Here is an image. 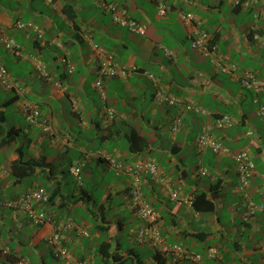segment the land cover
Listing matches in <instances>:
<instances>
[{"label":"crops","instance_id":"crops-1","mask_svg":"<svg viewBox=\"0 0 264 264\" xmlns=\"http://www.w3.org/2000/svg\"><path fill=\"white\" fill-rule=\"evenodd\" d=\"M157 1L0 0V28L15 38L22 50L17 56L0 40V61L28 100L40 106L41 120L50 119L54 127V133L48 134L31 125L34 135L29 139L27 154L53 162L66 192L77 187L71 173L74 164L83 170L85 195L91 193L94 198L93 192L103 189L98 203L102 208L95 209L97 217L91 212L97 223L89 236L76 230L63 232L75 257L92 264H124L103 256L104 237L94 245L95 236L107 234L111 251L118 247L121 254L139 255L141 260L134 264H155L154 249L147 243L130 241V225L126 227V222L142 224L128 205L130 176L117 173L108 162L109 157L124 164L149 158L155 161L158 175H145L142 190L159 213L158 227L166 243H179L201 253L215 246L218 256L201 264H264V212L257 210L245 219L246 196L240 189L239 164L234 157L241 150L251 154L256 167L249 178L248 192L256 204L263 203L264 120L257 109L264 107V90L256 92L240 82L246 70L254 71L264 81L263 6L261 2L252 7L237 6L232 0H163L169 9L159 16ZM102 2L116 4L125 14L145 23L146 29L136 33L118 25ZM182 12L193 14L199 28L213 34L223 54L221 61L229 68L235 65L236 70L220 69L214 58L193 46L191 29L182 20ZM18 19L32 25L15 29L12 25ZM107 55H112L117 67L127 74L108 76L99 87V66ZM158 90L178 102L156 100ZM5 93L11 95L5 98ZM17 94L0 82V140L8 128L9 107L15 105L19 118L27 123L15 99ZM110 109L114 111L112 118ZM223 114L230 115L231 123L215 127L216 118ZM135 131L147 140V146L139 152L130 149L129 135ZM206 131L217 136L231 153L201 148L198 137ZM15 144L5 148L7 159L0 156L8 170L18 156L19 144ZM99 166L113 174L106 186L99 180ZM202 167L208 170L206 174L201 173ZM67 169L70 182L65 179ZM30 187L11 196L22 195ZM195 192L213 199L219 207L209 209L199 198L196 209L182 199ZM107 203L109 208L118 207L116 216L107 215ZM82 205L78 203L72 210ZM121 209L130 219L124 220ZM69 218L88 227L71 214L60 216L59 221ZM99 224L107 227L95 230ZM49 231V225H34L22 210L0 209V264H20V260L26 264H63L47 244ZM143 251L150 254L145 263ZM178 264L197 263L185 260Z\"/></svg>","mask_w":264,"mask_h":264},{"label":"built area","instance_id":"built-area-1","mask_svg":"<svg viewBox=\"0 0 264 264\" xmlns=\"http://www.w3.org/2000/svg\"><path fill=\"white\" fill-rule=\"evenodd\" d=\"M52 1V0H48ZM235 5L239 6H254L257 2H261L263 10L260 14H264V0H232ZM102 7L105 10L112 12V17L115 23L124 26L133 32H143L146 29V25L142 24L135 18L127 16L123 10L119 9L118 6L112 2H102ZM168 9V5L163 2H158V13L164 15ZM182 20L191 29L192 44L195 48L199 49L205 55H210L216 59L220 69L228 71L230 69L236 70V66L232 65L229 68L221 61V55L218 53V46L212 41L213 35L205 29H201L198 26V22L194 15L191 13L182 12ZM32 24L25 22L20 19L13 23L14 28L26 29ZM264 29V28H263ZM255 37H259L255 34ZM0 40L6 45V47L17 56L22 55V50L16 40L5 34L3 28H0ZM38 69L44 72L48 78V74L43 70V66L39 65ZM127 72L123 68H118L114 62L112 55L105 56L99 66V79L97 80V86L102 87V80L108 76L113 75H125ZM154 78L153 74H150ZM0 80L2 83L10 88H17L19 92L23 93L20 89L19 83L14 80L5 65L0 61ZM240 82L244 87L253 89L256 92L264 90V81L261 80L257 74L252 70H246L240 76ZM156 100L160 102H167L169 104H175L178 102L177 98L169 96L162 91L156 93ZM19 106L21 113L25 117L26 121L30 125L40 126L43 132L48 134L54 133V127L52 121L41 120V110L38 106L30 104L25 99L19 100ZM201 110L200 108H197ZM258 115L264 120V107L257 109ZM109 116L114 117V111L108 110ZM231 123V117L228 114L218 116L215 121V127L223 128ZM177 126H174L176 129ZM199 145L202 148H211L216 153H231V149L220 142L212 133L206 131L199 135ZM234 157L239 164V184L240 189L244 192L247 199V208L245 212V218H249L254 215L257 210L264 212V202L256 204L251 195L248 192L249 178L254 173L256 164L247 150H241L234 153ZM112 168L117 172H126L129 176V194H130V207L135 210L139 216L142 224L137 226V233L140 240L144 238L148 240V243L152 246L155 254L159 253L164 257H168V262L165 264H178L182 260H189L191 262L200 263L204 257H215L217 255V249L213 246H209L205 254L195 252L191 249L184 247L179 243H166L158 227L159 214L154 206L148 202L142 191L143 179L145 175H158V167L154 160L137 159L126 165L123 163L112 160ZM72 173L77 178L78 183H82L81 167L73 165L71 167ZM9 172L8 168L0 162V173L7 175ZM201 173L206 174L207 169L201 168ZM264 180V174L262 175ZM173 197L177 199L178 193L174 192ZM48 194L43 187L33 186L23 195L3 197L0 198V209L11 208L15 210H22L28 215L29 220L37 226H50V231L47 236V242L51 247L52 251L63 261L64 264H91L87 259H80L71 255L68 245L66 243V237L63 232L65 230L72 231L76 230L84 236L89 235L88 228L78 225L71 220L63 221L62 223H56L54 214H49L46 201L48 200ZM187 203L192 204V199L182 198ZM51 212V211H50ZM261 249L264 252V241L261 245ZM154 263L159 264L158 260L154 257Z\"/></svg>","mask_w":264,"mask_h":264},{"label":"trees","instance_id":"trees-1","mask_svg":"<svg viewBox=\"0 0 264 264\" xmlns=\"http://www.w3.org/2000/svg\"><path fill=\"white\" fill-rule=\"evenodd\" d=\"M159 1H163V0H158L157 1V13H158V2ZM237 6H239V5H237ZM168 9H169V6H168ZM168 9H167V11H168ZM167 11H166V13H167ZM166 13L164 15H166ZM186 13H188V12H186ZM158 15L159 16H164V15H160L159 13H158ZM127 16H129V15H127ZM142 24L145 25V23H142ZM12 27H13V25H12ZM15 29H17V28H15ZM19 29H22V28H19ZM9 37H12V36H9ZM212 41L217 44V41L215 40L214 36L212 38ZM217 46H218V44H217ZM218 53L221 55V57L223 56V54L221 53L219 47H218ZM208 56H210V55H208ZM210 57H212V56H210ZM113 76H117V75H113ZM104 79L105 78H103V80ZM0 82L2 83L1 80H0ZM2 85L5 86L3 83H2ZM8 88H10V87H8ZM11 89L17 91L18 94L15 97V99L17 101L20 100V99H25V100H27V102H30L28 100V98L25 96V94L22 93V92H19L17 90V88H11ZM158 91H161V90H158ZM158 91H156V93ZM156 93L154 95L155 98H156ZM12 101H14V98H12L10 102H12ZM20 113H21V110H20ZM23 132H24V129L22 127H18V126L8 127L5 130V135L2 137V140H0V152H2L5 148L9 147L10 145L11 146L12 145H16L15 143L18 142V138L20 137L21 134H23ZM215 137L220 142H222L217 136H215ZM129 140H130V144H131V148L130 149H131L132 152H139L142 148H144V147L147 146V144H146L147 143L146 138L144 136L140 135L136 131L135 132H132L129 135ZM138 142H139V144L137 145ZM24 147H25V144H23V143L20 144V145H18V146H16V148H17L16 150L18 152L17 153L18 156H17V158H15V159L12 160V162H11V170H9L8 174L6 175V177L7 178H10L9 181L12 182V184H17V183H21L22 180L27 175L34 176L33 174H36V172L37 173L39 172L38 173V177H34V178H37V179H41L42 178L43 180L45 179L47 181L48 187H44V186L40 185L39 183H37V180L35 179L37 184L32 185L30 188H32L33 186H40V187H43L46 190V192L48 194V198H49L46 201V205H47L49 214H54L53 215L54 218H57L58 221H59L60 216H64V215L65 216H69L71 214V212L73 211L72 209L75 208V205H77L78 203H88L89 201H91L93 199L91 193L88 194V195H85L84 194V191L85 190H83V188H84L83 185H84L85 177H84L82 168H81L82 180H83L82 183L81 184L78 183L77 178L75 177V175L71 171L72 175L74 176V182H75V184H76L77 187L73 188V190H71V192H66V191H64L63 187L60 185L59 174L57 173L58 172V169L54 165V163L53 162H47L45 160V158H42V157H39V158L38 157H35V155H33V154L28 155ZM112 160H115L117 162H120L119 160H117L115 158L109 157L108 158V162H109L110 166H111ZM0 162L2 163L1 159H0ZM207 172H208V170H207ZM69 182H65L64 184L69 183ZM16 196H18V195H16ZM3 197L4 196L0 195V198H3ZM10 197H12V196H10ZM190 198L192 199V205H194L196 209L199 208V205H197V202H198L197 200L199 198H202L205 201V203L208 204V206H209L208 208L209 209L210 208L216 209V208L219 207L218 204L214 203V200L213 199H211V198H209V199L208 198H205V196H204L203 193L195 192L194 193V196H192ZM93 202L96 204L95 201H93ZM148 202H150L154 206V204L151 201L148 200ZM246 204H247V199L245 200V205ZM101 208L102 207L99 205V208L98 209H101ZM154 208L156 209L155 206H154ZM89 209H90V212H93V215L95 217H97L96 210L95 209H92V208H89ZM247 210H248V208H247ZM134 212H135V210H134ZM102 214H104V211H102ZM159 218L160 217H158V220H159ZM249 218H247V219H249ZM69 220H71L72 222H74L70 218H69ZM74 223H76V222H74ZM137 226H139V225H137ZM137 226H135L133 228V230H130V232H128L129 233V236H130V241L133 240V241H136V242H139V243H147L152 248V246L148 243L147 238L146 239L144 238L143 240H140V238L138 237V233H137ZM84 227H86V225H84ZM99 227L100 228L101 227L106 228L107 225H105V224H104V226L101 225V224L96 225V229L95 230H99L100 229ZM103 244L104 245H103V248L101 249V253L106 258H112L113 260H118L119 262L124 263V264L127 263V262H128V264L129 263H131V264L133 263L134 264L135 261H137L139 263V261L141 260V257L139 255L138 256L135 255V257H137V258H134V256H133L134 254H131L130 252H127V254H121V253H119V252H121V250L118 247H116L115 250L111 251L110 239H106L105 241H103ZM130 249H132V248H130ZM206 250L202 254H205ZM198 253H201V252H198ZM218 254H219V251L217 249V255L215 257H204V259L216 258L218 256ZM154 257L158 260V263L159 264H165L166 262H168L170 260V259L168 260V257H164L163 255H161L159 253L158 254L157 253L154 254L153 258ZM80 259H84V258H80ZM185 260H182V261H185ZM202 261L200 263H197V264H201Z\"/></svg>","mask_w":264,"mask_h":264},{"label":"rangeland","instance_id":"rangeland-1","mask_svg":"<svg viewBox=\"0 0 264 264\" xmlns=\"http://www.w3.org/2000/svg\"><path fill=\"white\" fill-rule=\"evenodd\" d=\"M128 30V29H127ZM133 32V31H132ZM136 33H139V32H136ZM3 43V42H2ZM4 44V43H3ZM5 45V44H4ZM5 47H6V45H5ZM7 48V47H6ZM7 50H8V48H7ZM4 51V50H3ZM11 94H9V93H5V98H7V97H9ZM7 116H8V118H7V124H8V126L7 127H10V126H12L13 124H16L18 127H22L23 129H24V132H23V134H21L20 135V137L18 138V142H17V144H25V150H26V152L28 153L29 152V154H30V149H29V139L31 138V136L32 135H34L33 134V129H32V127H31V125H28L27 123H25L24 121H23V119H21V118H19V116H18V114H17V111H16V106L15 105H13L12 107H9L8 108V114H7ZM195 144H197L196 142H195ZM0 155H3V160L4 159H7V158H4V157H6V150L4 149L2 152H0ZM4 164V163H3ZM98 176H99V180L101 179L102 181H104L103 183V185L104 186H106V184H108V181L111 179V177L113 176V174L107 169V171H105V170H103L102 169V167L101 166H99L98 167ZM68 174H67V176L65 177V179L66 180H71L72 178H71V176H70V174H69V171H68V169H67V171H66ZM2 176H6V175H3V174H1L0 173V192L3 194V193H5L6 195H4V197H10L11 196V194H13V193H17V192H24V191H26L27 189H28V187H30L32 184H34V183H36V180H37V183H39L40 185H42V186H44V187H48V185H47V181L44 179H37V178H34L32 175H27L23 180H22V182L21 183H19V185L20 186H16V185H14V184H12L10 181H9V179L10 178H6L5 180L4 179H2ZM36 179V180H35ZM72 185V184H71ZM1 186H5L6 187V190L5 191H3V188L1 187ZM103 189H101V188H97L93 193H94V200H95V202H96V204L93 202V201H89L88 203H83V205H82V207H79L77 210H74V211H72L71 212V216L72 217H74V218H76L77 220H84L86 223H87V225H88V229H89V231L91 230V228L93 227V224H95V223H97V221H95L93 218H92V213L91 212H89L88 210H87V208H92V209H98L99 208V201H100V196H101V194L103 193V191H102ZM0 193V194H1ZM118 200V196L113 200V202H115L116 203V201ZM107 215L108 216H113V215H115L116 216V209L118 208L117 206H113V207H111V208H109L110 207V204L109 203H107ZM120 215L124 218V220L125 221H127L128 219H130V216H129V213L126 211V210H123V209H121V213H120ZM236 217H238V215L236 216ZM126 224H127V229H128V225H130V227H129V231L128 232H130V230H133V228L135 227V225L133 224V225H131L130 223H128V222H126ZM132 226V227H131ZM101 235H98V236H95L94 237V241H93V243H94V245L95 246H97V244H98V241H100L101 239H103V237L105 238V239H108V235L107 234H105V235H103V236H101ZM124 237H126L127 238V235H126V233H124V235H123ZM86 241L87 240H90V238H86L85 239ZM129 244L130 245H132V243L131 242H129ZM41 247H43L44 249L46 248V246H45V243H42L41 244ZM137 249H139V247H137ZM139 251H142L141 249H139ZM142 254H143V259H142V261H143V263H145L147 260H148V257H149V253L148 252H146V251H143L142 252ZM55 264H59V262L58 261H55ZM129 264H131V263H129Z\"/></svg>","mask_w":264,"mask_h":264},{"label":"clouds","instance_id":"clouds-1","mask_svg":"<svg viewBox=\"0 0 264 264\" xmlns=\"http://www.w3.org/2000/svg\"><path fill=\"white\" fill-rule=\"evenodd\" d=\"M195 17V16H194ZM196 19V18H195ZM209 32V31H208ZM27 101V100H26ZM18 103H19V101H18ZM30 104H33V105H35V106H38V105H36V104H34V103H32V102H29ZM39 107V109L41 110V108H40V106H38ZM19 108H20V106H19ZM41 114H42V112H41ZM33 126H35V125H33ZM37 126V125H36ZM38 127H40V126H38ZM41 128V127H40ZM41 131L43 132V130L41 129ZM44 133H46V132H44ZM199 138V137H198ZM198 142H199V139H198ZM200 146V145H199ZM202 148V147H201ZM138 159H144V158H138ZM135 160H137V159H135ZM135 160H133V161H135ZM133 161H131V162H133ZM120 163H123V162H120ZM128 163H130V162H128ZM128 163H123L124 165H126V164H128ZM74 165H78V164H74ZM73 166V165H72ZM71 166V167H72ZM78 166H80V165H78ZM203 168V167H202ZM114 169V168H113ZM116 171V170H115ZM201 171V170H200ZM117 172V171H116ZM117 173H120V172H117ZM143 187V186H142ZM143 191V190H142ZM128 192H129V187H128ZM145 196V195H144ZM146 198V197H145ZM129 199H130V194H129ZM130 201V200H129ZM129 206H130V203L128 204ZM133 209V208H132ZM137 214V213H136ZM138 216V215H137ZM138 218H139V216H138ZM55 220H56V218H54ZM140 219V218H139ZM67 220H69V219H66L65 221H67ZM142 222V221H141ZM56 223H60V221H56ZM159 223V222H158ZM79 225V224H78ZM81 226H83V225H81ZM86 228H87V226H86ZM89 230V229H88ZM160 230V229H159ZM73 231V230H72ZM78 232V231H77ZM79 233V232H78ZM161 233V232H160ZM89 234H90V231H89ZM89 236V235H88ZM163 236V235H162ZM164 238V237H163ZM165 240V239H164ZM66 243H67V240H66ZM47 244H48V242H47ZM68 245V244H67ZM48 246H49V244H48ZM50 247V246H49ZM214 247V246H213ZM51 248V247H50ZM69 248V247H68ZM52 250V249H51ZM70 251V250H69ZM53 252V251H52ZM54 253V252H53ZM71 253V252H70ZM54 255L55 256H57L55 253H54ZM72 255V254H71ZM73 256V255H72ZM58 257V256H57ZM75 257V256H74ZM59 258V257H58ZM77 258H80V257H77ZM60 259V258H59ZM61 260V259H60ZM88 260V259H87ZM62 261V260H61ZM19 263L20 264H26V262H24L23 260H20L19 261ZM62 263H63V261H62ZM64 264V263H63Z\"/></svg>","mask_w":264,"mask_h":264}]
</instances>
